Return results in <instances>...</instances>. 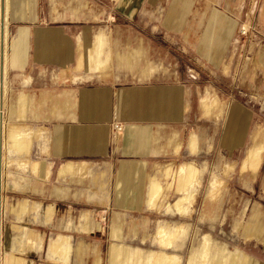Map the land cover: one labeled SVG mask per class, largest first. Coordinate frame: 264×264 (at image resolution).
Listing matches in <instances>:
<instances>
[{"label":"crops","instance_id":"obj_1","mask_svg":"<svg viewBox=\"0 0 264 264\" xmlns=\"http://www.w3.org/2000/svg\"><path fill=\"white\" fill-rule=\"evenodd\" d=\"M191 1H15L11 23L17 26L11 36L17 87L12 104L17 113L8 121L33 132L47 122L46 142L34 136L29 153L46 161L50 171L29 193L16 198L24 201L23 211L0 213L5 233L0 257L2 250L17 264H109L102 250L110 233L98 220L106 209L99 210L94 221L84 220L90 211L87 204L100 198L91 199L89 183L78 171L97 165L121 176L131 171L127 177L140 179L182 154V145L171 144L179 131L171 128L169 135L167 123L184 121V107L190 106L192 88L184 82L191 70L183 67L188 59L193 61L194 51L189 55L184 43L193 40L183 33L180 11ZM151 10L163 12L159 18L137 17ZM155 26L160 33L153 32ZM147 27L149 33L143 31ZM196 49L198 59L199 42ZM44 69L59 76L50 89L39 85L36 74ZM205 100L200 99L201 107ZM42 107L46 113H40ZM237 120L231 117L224 145L241 140ZM263 133L260 128L252 131L242 170L253 173L245 161L255 144L264 143ZM196 139L191 132L187 146L191 148ZM184 164L191 165L179 166ZM135 199L133 194L113 192L102 200L111 206Z\"/></svg>","mask_w":264,"mask_h":264},{"label":"rangeland","instance_id":"obj_2","mask_svg":"<svg viewBox=\"0 0 264 264\" xmlns=\"http://www.w3.org/2000/svg\"><path fill=\"white\" fill-rule=\"evenodd\" d=\"M15 1L7 0L6 5L3 91L0 88L3 216L17 208L23 211L24 201L16 198L29 193L50 171L46 161L29 153L34 136L46 142L47 122L33 132L8 121L17 113L12 104L17 87V73L13 71L16 45L11 36L17 26L11 23ZM191 2L180 11L184 15L183 33L193 40L184 43L189 55L194 51L193 61L188 59L183 67L191 70L184 82L192 88L190 106L184 107V121L167 123L169 135L172 129L179 131L171 144L182 145V154L140 179L127 177L131 171L121 176L97 165L78 171L89 183L91 199L100 198L87 204L90 211L84 220L92 222L106 209L98 220L110 233V241L102 250L109 264H264V152L260 164H247L253 173L241 168L245 152L252 146V131L264 129V0ZM162 12L144 11L137 17L159 18ZM143 31L150 32L148 27ZM153 32L160 33L158 26ZM198 42L200 55L196 59ZM39 72L41 88L50 89L59 80L57 74L45 69ZM202 97L206 100L201 107ZM39 111L46 113V108ZM18 112H24L21 106ZM232 116L238 119L242 138L236 144L224 145ZM191 132L197 139L190 148L187 139ZM183 162L192 166H179ZM182 166L189 170L181 171ZM113 192L133 194L136 199L109 206L102 199ZM0 228L2 243L5 233ZM133 244L137 249H128ZM2 262L17 264L13 257L7 260L1 250Z\"/></svg>","mask_w":264,"mask_h":264},{"label":"bare ground","instance_id":"obj_3","mask_svg":"<svg viewBox=\"0 0 264 264\" xmlns=\"http://www.w3.org/2000/svg\"><path fill=\"white\" fill-rule=\"evenodd\" d=\"M6 5H7V0H0V87H1V79L3 78V73L5 71L4 44H5V33H6L5 32V26H6V24H4V23L6 21V15H7ZM263 150H264V143L258 142L257 144H255L254 147L249 150V154H248V157L245 161V164L251 165L252 163L254 164L255 162H257L260 159L261 152ZM186 169L189 170V167H187ZM186 169H184V170H186ZM184 170L181 169V171H184ZM184 172H186V171H184ZM159 258H160V256H159Z\"/></svg>","mask_w":264,"mask_h":264}]
</instances>
